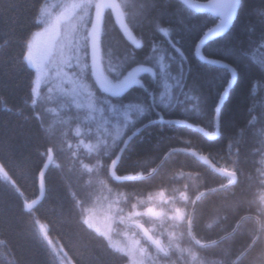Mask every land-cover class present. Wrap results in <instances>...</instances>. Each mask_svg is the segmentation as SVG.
Here are the masks:
<instances>
[{"label":"clouds","instance_id":"clouds-1","mask_svg":"<svg viewBox=\"0 0 264 264\" xmlns=\"http://www.w3.org/2000/svg\"><path fill=\"white\" fill-rule=\"evenodd\" d=\"M248 5L249 0H36L32 26L19 39L20 50L11 58L14 70L28 74L27 90L15 109L0 93V111L14 112L25 120L34 118L39 132L49 141L40 150L41 184L49 167L78 179L79 191L69 190L76 224L95 241L98 253L89 252L87 258L83 254L66 256V264H264V140L259 149L252 150L258 153L259 167L246 172L239 164L242 134L249 128L253 132L264 129V78L251 81L246 123L229 141L235 150L231 163L213 165L210 153L184 149L186 155L220 178L215 187L207 185L198 171H187L171 162L165 166L168 153L147 169L124 174L117 170L129 143L147 126L138 127L141 121L169 126L186 123L165 121L160 112L176 108L172 102L176 97H183L178 107L185 117L206 122L195 128L208 141L221 137V109L239 81L237 66L217 60L228 67V74L224 73L223 86L214 88L211 96L210 82L190 78L184 69L182 75L158 79L156 71L144 68L151 76V89L135 78L136 69H126L132 64L142 65L150 53L152 57L168 44L169 55L172 50L179 54L173 61L175 71L185 61L182 33L198 29L199 37H220L228 46L227 53H235L247 61V66L264 74V64H256L248 56L251 50L264 47V32L252 39L257 25L264 26V0ZM245 9L250 42L246 48L233 47L230 30ZM145 28L150 33L147 41ZM8 47L7 40L0 44V57L7 54ZM145 47L148 53L136 63L137 52ZM195 47V57L201 61L197 41ZM65 84L72 85L73 92L86 94L94 105L121 108L126 115L129 108H135L127 131L103 138L85 136L81 118L71 115L54 127L57 113L53 104H63L70 95ZM132 84L139 85L145 94L134 104H113L105 98L121 96ZM25 109L31 110V116ZM153 113L158 120H152ZM58 148L65 154L63 161L56 157ZM126 181L147 187L129 188L123 186ZM242 184L248 189L246 194L237 191ZM225 190L224 198L212 205L211 215L200 212L198 205ZM150 208L158 215L149 212ZM229 212L235 215L230 226L224 223ZM94 217L103 219L104 225L94 224ZM241 234L246 240L234 248L235 238ZM209 249H215L217 255L209 257Z\"/></svg>","mask_w":264,"mask_h":264},{"label":"trees","instance_id":"trees-1","mask_svg":"<svg viewBox=\"0 0 264 264\" xmlns=\"http://www.w3.org/2000/svg\"><path fill=\"white\" fill-rule=\"evenodd\" d=\"M35 3L36 0H0V44L6 40L9 42L7 54L0 57V93L7 98V103L13 109L22 104L21 97L27 90L28 74L14 70L11 58L20 50L19 39L32 26L30 17ZM256 3L257 0H249L248 6H254ZM248 18L245 9L234 21L230 30V43L233 47L248 46L249 34L245 31V21ZM144 31L147 41L150 33L147 28ZM261 32H264V26L257 25L252 39H257ZM182 36V50L185 54L182 67L185 73L190 78L195 77L203 82H210L208 90L210 96L213 95L214 88L223 86V71L207 70L196 60L194 45L199 38L198 29L183 32ZM227 47L221 38H217L203 48L206 57L226 60L237 66L240 73L238 83L230 91L229 101L221 109L219 124L221 137L208 141L202 133L189 126L205 125L206 122L185 117L179 111L178 105L172 111L160 109L165 121L184 120L186 123L169 126L167 123L161 125L156 122L148 123L147 120L141 121L138 127L145 124L147 126L143 127L125 149L117 169L119 173L147 169L160 163L161 159L165 158V153H168L165 166L171 162L187 171H198L209 186L215 187L220 182L216 174L192 156L186 155L184 149L199 148L210 153L214 165L231 163L235 150L229 147V141L236 134L237 129L242 128L246 123L251 81L254 78H264V74L254 66H247L245 59L238 58L235 53H227ZM147 53V47L137 52L136 63L142 61ZM174 54L173 52L172 55ZM141 80L151 89L152 84L148 77L142 76ZM126 93L121 97L123 102L136 101L138 97L145 95L140 87L132 88ZM25 113L31 116V110L25 109ZM158 119L153 113L152 120ZM48 144L49 141L39 132L34 118L25 120L14 112L0 111V164L4 166L2 170L7 178L0 177V264H53L47 249L34 231V221L41 222L47 227L48 236L62 247L69 258H74L76 254H83L87 258L89 252L98 253L95 241L83 233L76 224L73 201L69 196L70 189L79 191L78 179L74 174H62L57 168L49 167L44 174L45 194L42 201L32 211L24 210V202L34 199L38 194V173L41 171L43 160L40 150ZM253 149H259V137L249 128L242 134L239 144V164L246 172H252L259 167L256 163L258 153H253ZM56 157L63 161L65 155L57 149ZM117 186L121 185L117 184ZM123 186L147 187L146 184L130 181L124 182ZM237 191L246 194L248 189L242 184ZM225 195L226 190L215 192L208 200L198 205L200 212L211 215L212 205L219 203ZM240 211H243V207ZM234 220L235 215L229 212L224 223L230 226ZM245 240L246 236L237 235L233 247ZM208 255L213 257L217 252L215 249H209ZM92 264L95 262L93 261Z\"/></svg>","mask_w":264,"mask_h":264},{"label":"rangeland","instance_id":"rangeland-1","mask_svg":"<svg viewBox=\"0 0 264 264\" xmlns=\"http://www.w3.org/2000/svg\"><path fill=\"white\" fill-rule=\"evenodd\" d=\"M163 48L170 50L171 46L168 44H164ZM173 54V52H172ZM151 58V54L149 55ZM151 67L154 71L160 69V63L155 64H143L138 65L137 67ZM173 69L172 65H168L164 71H168ZM175 75V71L172 73ZM142 76H146L151 78L149 73H138L136 75V79L141 80ZM140 87L137 84H132L120 97H111L107 96L106 99L110 100L113 104L123 105V104H134L135 101L131 102H123L121 97H123L126 92L130 89ZM64 89L66 92L70 93V95L65 99L63 104H53V107L56 109L57 119L53 120V126L59 127L61 125V119H66L68 115L75 117H80L83 125V131L85 136L88 135H97L103 138L104 136H115L120 133L122 130L127 131V127L130 124V121L133 118L135 113V108H129L127 110V115L125 111L121 108H105L103 105L100 104H92L87 97L86 94H80L78 92H73L72 85L65 84ZM175 105H180L184 102L183 97H176L172 101ZM66 105V106H64ZM79 105V107H77ZM255 133H257L259 137V148H260V141L264 140V129L256 128ZM58 150L65 155L62 150L58 148ZM0 177L7 179L6 175L4 174L2 168H0ZM149 212H152L153 215H158V213L150 208ZM93 223L99 226L104 225V220L100 217H94ZM34 231L38 237V239L43 243L45 248L47 249L51 261L53 264H66L65 257L67 256L63 251L62 247L52 240L47 233V227L38 221H34ZM116 244L119 245V241H116ZM68 257V256H67ZM69 258V257H68Z\"/></svg>","mask_w":264,"mask_h":264},{"label":"snow or ice","instance_id":"snow-or-ice-1","mask_svg":"<svg viewBox=\"0 0 264 264\" xmlns=\"http://www.w3.org/2000/svg\"><path fill=\"white\" fill-rule=\"evenodd\" d=\"M220 38L218 36L216 37H203L200 36L197 40V42L200 45L199 51L201 52V48L202 47H207V45L210 42H213L215 39ZM174 52V50H172ZM194 51L196 52L197 49L194 45ZM175 53V52H174ZM178 53H175L174 55H169V50L165 49V48H160L158 49L151 58L141 62L142 65L143 64H155V63H160L161 67L159 70L156 71L157 74V78H163L165 76L170 77L171 75H173V69L168 70V71H164L165 68H167V66L170 64L173 66V61L176 57H178ZM248 56L250 58V60L256 64H264V47H259V48H255L253 50H251L248 53ZM203 66L207 69V70H222L223 73L228 74V67L222 63H219L217 60L214 59H206L204 56H202L201 61H200ZM183 62L181 61V67L177 68L175 70V75L177 73H179L180 75L183 74V67H182ZM137 64H132L131 66H129L128 69H126V71H132L133 69H136L137 73H148L147 71H144V68H149L151 69V67H137ZM163 70V71H162ZM151 79V78H149Z\"/></svg>","mask_w":264,"mask_h":264},{"label":"water","instance_id":"water-1","mask_svg":"<svg viewBox=\"0 0 264 264\" xmlns=\"http://www.w3.org/2000/svg\"><path fill=\"white\" fill-rule=\"evenodd\" d=\"M203 48H201V54L206 58V59H212V58H209V57H206L204 54H203ZM194 54H195V51H194ZM196 58V57H195ZM197 60V58H196ZM215 60V59H214ZM200 62V61H199ZM192 128H195L194 126H191ZM196 129V128H195ZM212 163V162H211ZM213 164V163H212ZM204 165V164H203ZM214 165V164H213ZM206 166V165H205ZM208 167V166H207ZM209 168V167H208ZM46 172V171H45ZM45 172L43 173V184H41L38 180V186H39V191H38V195L30 200L29 202H25L24 204V210L27 208V209H31V211L42 201L43 197H44V194H45V186H44V174Z\"/></svg>","mask_w":264,"mask_h":264},{"label":"bare ground","instance_id":"bare-ground-1","mask_svg":"<svg viewBox=\"0 0 264 264\" xmlns=\"http://www.w3.org/2000/svg\"><path fill=\"white\" fill-rule=\"evenodd\" d=\"M38 195V194H37ZM25 202H29V201H25ZM25 202H24V204H25Z\"/></svg>","mask_w":264,"mask_h":264}]
</instances>
